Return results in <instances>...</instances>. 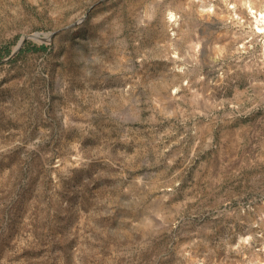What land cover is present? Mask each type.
<instances>
[{
	"label": "rangeland",
	"instance_id": "1",
	"mask_svg": "<svg viewBox=\"0 0 264 264\" xmlns=\"http://www.w3.org/2000/svg\"><path fill=\"white\" fill-rule=\"evenodd\" d=\"M258 12L0 0V264H264Z\"/></svg>",
	"mask_w": 264,
	"mask_h": 264
},
{
	"label": "bare ground",
	"instance_id": "2",
	"mask_svg": "<svg viewBox=\"0 0 264 264\" xmlns=\"http://www.w3.org/2000/svg\"><path fill=\"white\" fill-rule=\"evenodd\" d=\"M256 18L258 23H262L264 25V12H258ZM257 28L262 31V27H257ZM35 37L37 39H40L39 35H36Z\"/></svg>",
	"mask_w": 264,
	"mask_h": 264
},
{
	"label": "trees",
	"instance_id": "3",
	"mask_svg": "<svg viewBox=\"0 0 264 264\" xmlns=\"http://www.w3.org/2000/svg\"><path fill=\"white\" fill-rule=\"evenodd\" d=\"M43 47H41V48H35V49H42Z\"/></svg>",
	"mask_w": 264,
	"mask_h": 264
}]
</instances>
